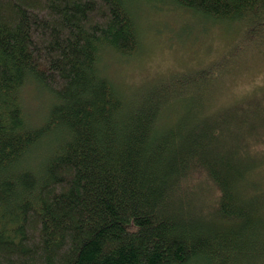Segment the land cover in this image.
<instances>
[{
	"label": "trees",
	"instance_id": "trees-1",
	"mask_svg": "<svg viewBox=\"0 0 264 264\" xmlns=\"http://www.w3.org/2000/svg\"><path fill=\"white\" fill-rule=\"evenodd\" d=\"M161 1L264 36V0H0V264H264V118L231 117L253 94L205 110L183 85L206 65L133 93L99 70ZM27 81L53 97L36 125Z\"/></svg>",
	"mask_w": 264,
	"mask_h": 264
},
{
	"label": "rangeland",
	"instance_id": "rangeland-1",
	"mask_svg": "<svg viewBox=\"0 0 264 264\" xmlns=\"http://www.w3.org/2000/svg\"><path fill=\"white\" fill-rule=\"evenodd\" d=\"M129 10L139 32L138 49L127 57L104 49L98 62L100 72L120 90L133 93L148 87L150 81L162 82L155 79L165 74L194 71L206 65L209 70L194 83L183 85L185 90L194 87L202 93L199 108L209 106V102L213 109L231 106L253 94L247 101L251 102L249 110L238 107L242 112L231 117L260 125L257 121L264 118V36L242 37L248 27L241 22L213 23L165 1L136 3ZM21 95L28 123L39 124L53 102L52 95L34 81L24 84ZM180 112L179 106L171 108L172 116Z\"/></svg>",
	"mask_w": 264,
	"mask_h": 264
}]
</instances>
